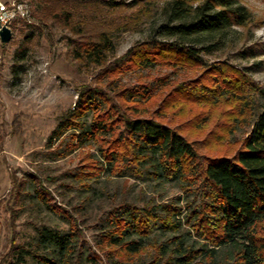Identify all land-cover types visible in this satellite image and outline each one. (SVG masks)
<instances>
[{
	"label": "rangeland",
	"instance_id": "1",
	"mask_svg": "<svg viewBox=\"0 0 264 264\" xmlns=\"http://www.w3.org/2000/svg\"><path fill=\"white\" fill-rule=\"evenodd\" d=\"M77 1L99 4L98 8L84 6V15L106 17L111 23L113 48L101 65L76 59L73 54L90 33L76 35L50 22L38 25L29 18L34 0H0L20 6L12 38L7 44L0 43V264L17 263L21 249L29 254L20 264H38V256L51 258L53 245L38 242L42 228L62 236L73 229L80 236L75 240L84 247L69 252L68 263L90 264L86 260L90 251L101 264H110L118 257L117 249L107 248L101 239L115 228L111 214L116 211L122 216L119 206L123 204L139 209L175 204L182 210L176 216L182 222L179 233L188 229L183 220L194 198L177 182L162 181L148 166L136 176L139 174L123 170L128 168L124 160L115 162L112 172L108 169L111 159L105 156L119 147L113 134L78 147L72 136L89 128L91 119L104 116V121H112L120 129V119L150 118L193 141L200 155L220 157L234 155L264 106V94L252 91L242 98L218 89L199 99L189 95L197 85L215 86L209 76L217 66L239 71L264 92V0H239L252 15L245 28L228 30L219 40L201 36L199 42L188 44L206 49L199 54L201 65L169 64L163 57L151 68L137 65L136 49L150 39L175 41L158 31L163 20L161 7L168 0ZM116 4L121 5L108 7ZM84 92L95 94L96 109L81 115L78 107ZM131 93L136 97L128 99ZM239 100L246 101L244 108L239 105L243 113L236 111ZM66 118L80 128L66 129L60 137L49 139ZM28 174L37 176L39 182ZM22 182L24 188L18 191L13 184ZM38 187L45 192L44 200L36 197ZM172 233L157 228L148 240L161 244L179 234ZM258 234L264 237V225ZM184 238L193 244L192 236ZM157 256L149 248L138 256H125L123 263L148 264Z\"/></svg>",
	"mask_w": 264,
	"mask_h": 264
},
{
	"label": "trees",
	"instance_id": "2",
	"mask_svg": "<svg viewBox=\"0 0 264 264\" xmlns=\"http://www.w3.org/2000/svg\"><path fill=\"white\" fill-rule=\"evenodd\" d=\"M87 5L100 6L95 2ZM87 5L77 0H34L29 18L42 27L50 22L76 35L90 33L82 47L77 48L73 54L76 59L101 65L106 53L113 48L109 37L111 23L106 17L101 20L84 15V6ZM119 5L108 7L114 9ZM145 15H150L149 10H146ZM161 15L163 20L158 31L176 39L174 42L150 39L141 43L136 49L139 53L137 65L140 67L151 68L157 59L163 57L168 58L165 62L169 64L180 62L201 65L199 54L206 49L194 48L188 45L190 42H199L201 36L219 40L226 31L245 28L252 22L250 11L239 0H168L161 7ZM18 21L15 19L11 24V31L16 29ZM20 23L25 24V21L20 20ZM132 51L128 53L132 54ZM212 69L209 77L216 82L215 86L205 84L191 88L189 95L192 98L205 97L217 89L240 98L251 91L263 96L264 92L257 90L249 78L239 71L222 66ZM187 91L183 92L186 94ZM94 95L88 92L81 94V97H85L80 100L78 107L81 115H85L90 108L96 109ZM133 97L136 96L132 93L127 96L128 99ZM245 103V100H239L237 113H243L239 105L243 107ZM103 118L98 116L91 119L89 128H81L77 135L72 136L78 147L97 137L113 134L119 147L105 156L111 159L108 162L111 172L113 164L119 160L128 163V168L123 170L137 173L139 177L145 166L152 167L153 175L157 178L164 182H177L194 198V202L186 208L183 220L188 229L184 232L181 230V233L182 222L176 216L182 210L175 204L157 205L150 209H139L131 204L119 206L122 216L113 211L111 218L115 228L101 239L107 248L117 249L118 257L113 258L110 264H125V256H138L149 248L158 256L148 264H264V237L258 234V228L264 225V106L255 115L249 132L234 155L220 157L200 155L193 141H188L178 131L153 119L123 118L119 120L120 129H115L112 121L107 122ZM71 119L62 121L49 139L60 137L66 129L80 128ZM28 176L34 182H39L37 176ZM13 185L18 191L24 188V182ZM36 193L38 199L44 200L43 189L38 187ZM45 205L53 212V206L47 202ZM157 228L179 234L171 235L161 244L151 243L148 236ZM71 230L70 234L62 236L42 228L38 232V242L43 246L52 244L53 256H38L37 263L70 264L65 261L67 254L75 247L79 250L84 247L78 241L80 236ZM184 235L192 236L193 244H187ZM25 254H29V251L19 250L15 264L22 263ZM86 260L90 264H101L99 257L90 251Z\"/></svg>",
	"mask_w": 264,
	"mask_h": 264
},
{
	"label": "built area",
	"instance_id": "3",
	"mask_svg": "<svg viewBox=\"0 0 264 264\" xmlns=\"http://www.w3.org/2000/svg\"><path fill=\"white\" fill-rule=\"evenodd\" d=\"M19 8L20 6L16 2L10 4L0 2V27L6 26L10 28L11 24L18 17Z\"/></svg>",
	"mask_w": 264,
	"mask_h": 264
},
{
	"label": "water",
	"instance_id": "4",
	"mask_svg": "<svg viewBox=\"0 0 264 264\" xmlns=\"http://www.w3.org/2000/svg\"><path fill=\"white\" fill-rule=\"evenodd\" d=\"M11 38H12L11 29L7 28L6 26H1L0 27V43L7 44Z\"/></svg>",
	"mask_w": 264,
	"mask_h": 264
}]
</instances>
